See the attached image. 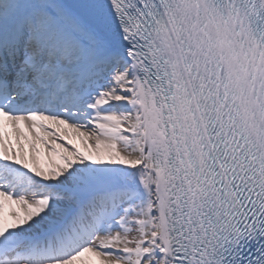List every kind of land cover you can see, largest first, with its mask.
I'll list each match as a JSON object with an SVG mask.
<instances>
[{"label":"snow or ice","instance_id":"snow-or-ice-1","mask_svg":"<svg viewBox=\"0 0 264 264\" xmlns=\"http://www.w3.org/2000/svg\"><path fill=\"white\" fill-rule=\"evenodd\" d=\"M0 264H264V0H0Z\"/></svg>","mask_w":264,"mask_h":264}]
</instances>
